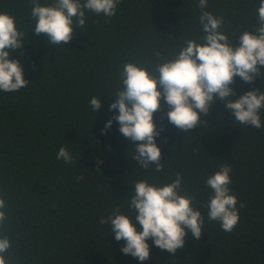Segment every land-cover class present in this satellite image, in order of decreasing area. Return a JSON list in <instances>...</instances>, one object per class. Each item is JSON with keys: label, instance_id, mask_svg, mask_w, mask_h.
I'll use <instances>...</instances> for the list:
<instances>
[{"label": "trees", "instance_id": "1", "mask_svg": "<svg viewBox=\"0 0 264 264\" xmlns=\"http://www.w3.org/2000/svg\"><path fill=\"white\" fill-rule=\"evenodd\" d=\"M197 5L198 0H120L110 19L86 13L84 30L74 28L72 39L57 47L31 29V0H0V11L12 14L25 30L23 48L11 56L30 81L27 88L0 91V187L9 205V251L16 264H264V110L261 128L244 126L217 98L207 115L200 114L207 123L187 133L168 122L162 97L154 113L157 126H165L157 137L161 162L168 161L161 173L132 160L134 146L118 122L101 132L117 111H109L110 100L124 63L154 65L160 60L156 50L167 57L185 36L203 35ZM258 6L259 0H209L208 10L224 16L231 36L255 31L249 27L257 22ZM262 83L259 77L247 83L237 76L233 99ZM94 95L101 100L96 114L89 104ZM61 146L76 164L56 159ZM222 163L232 164L231 188L238 200L240 219L232 232L206 219L201 237L188 232L175 255L149 239L150 258L141 262L122 253L125 242L99 223L117 204L132 215L126 199L136 180L165 183L176 172L184 177L183 186L198 194L195 207L206 215L203 203L211 190L204 180Z\"/></svg>", "mask_w": 264, "mask_h": 264}, {"label": "clouds", "instance_id": "2", "mask_svg": "<svg viewBox=\"0 0 264 264\" xmlns=\"http://www.w3.org/2000/svg\"><path fill=\"white\" fill-rule=\"evenodd\" d=\"M119 3L120 0H51L42 4L40 0H31L30 20L34 22L31 29L37 35L43 34L50 45L64 46L72 39L74 28L84 30L86 13L110 19ZM208 5L209 0H198V23L203 35L185 36L170 49L167 57L156 50L155 56L160 60L154 65L127 60L119 73L120 86L115 98L109 99V111H117L101 132L106 134L113 121L118 122L119 132L134 146L132 160L145 171L154 166V171L161 173L168 162H161V148L157 144L165 126L158 127L154 121L162 97L168 106V122L187 133L207 123L201 121L200 114L207 115L217 98L224 102L235 122L262 127L264 83L236 99H233L236 90L231 85L237 76L247 83H254L258 77L264 81V0H259L256 9L257 22L249 27L255 31L237 30L231 36L224 16L208 10ZM237 33L240 43L234 47ZM26 40L25 30L18 27L16 18L0 11V91L15 92L28 87L30 81L24 78L20 60L11 56L14 50L23 48ZM89 104L98 113L100 97L92 96ZM56 159L66 164L77 162L65 146L59 148ZM232 171L231 163H222L204 180L211 190L203 203L206 215L195 207L198 194L185 188L184 177L176 172L170 182L136 180L132 184L134 194L126 199L132 215L122 212L117 204L99 223L111 227L116 241L125 242L122 253L141 262L150 258L149 239L156 247L175 255L184 247L188 232L196 239L201 237L206 219L218 222L225 232L234 230L240 216L237 196L231 188ZM82 179V175L76 177L77 182ZM5 196L0 187V264H16L15 255L9 251L13 245L8 235L9 205ZM239 206L244 208L245 204L241 202ZM134 221L142 230H137Z\"/></svg>", "mask_w": 264, "mask_h": 264}]
</instances>
